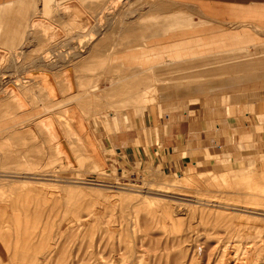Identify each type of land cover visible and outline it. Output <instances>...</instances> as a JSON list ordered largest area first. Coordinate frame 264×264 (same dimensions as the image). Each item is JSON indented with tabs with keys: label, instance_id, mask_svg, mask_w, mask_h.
Returning a JSON list of instances; mask_svg holds the SVG:
<instances>
[{
	"label": "rangeland",
	"instance_id": "374dc122",
	"mask_svg": "<svg viewBox=\"0 0 264 264\" xmlns=\"http://www.w3.org/2000/svg\"><path fill=\"white\" fill-rule=\"evenodd\" d=\"M31 1L34 27L22 38L26 37L25 44L30 45L34 36L41 37L48 46L42 47L44 56L29 64L21 60L24 46L12 51L16 67L13 59L8 67L21 73L17 72L13 81L0 80V264H117L124 249L129 255L124 256L128 262L125 264H137L141 254L144 257L139 264H211L215 237L257 233L254 242L263 244V96L259 109L249 112L251 118H246L247 111L231 110L228 100L223 113L201 111L199 119L207 115L213 118L204 128L208 134L201 142L186 145L193 150L182 158L183 167L177 171L165 169L149 150L160 147L151 114L155 117L154 104L167 98L155 89L166 84L167 79L161 76L153 82V72L144 71L143 89L138 100L134 96L132 102L120 91L123 84L125 88L126 77L135 75H128L119 65L121 52L134 48L121 44L120 36L125 30L136 29L143 41L166 33L170 23L167 14L158 15L151 9L161 1ZM5 12L8 11L2 10L1 14ZM103 33H108L105 43ZM257 33L264 40V30ZM61 42L64 46L59 45ZM57 44V51L63 55L65 76L51 80L42 72L36 78L38 73L33 67L41 70L38 68L42 63L52 57L49 49ZM254 50L257 52L244 48L234 53L241 60L264 58V45ZM1 54L4 52L0 50ZM73 56L76 58L72 62ZM39 58L45 59L40 62ZM73 65L78 68L72 73ZM165 66L160 69L166 70ZM28 75L31 77L23 79ZM159 106L157 116L161 119L174 113L183 118L190 113L187 108L177 112L160 110ZM216 113L223 115V121L215 120ZM233 122L238 131L233 130ZM249 130L255 135H249ZM18 134L22 136L17 139ZM247 186L256 188L250 190L255 198L239 193V188ZM196 199L235 206H225L232 210L199 207ZM167 204L178 210L176 226L161 214L162 206ZM134 216L140 219L141 231L146 234L142 245L139 234L131 227ZM164 220L166 226L162 228L160 223ZM118 237L125 240L124 245L121 239L118 245ZM97 241L101 247L94 249ZM164 242H173V246ZM252 244L253 247L245 244L249 254L255 250ZM90 245L91 250L100 251L108 246V252L104 258L100 257L102 254H91ZM130 246H134L131 251ZM208 246L213 248H208L211 254ZM259 246L258 253L254 251L249 256L244 248L246 254L237 256L241 260L247 258H243L244 264H264V244ZM109 247L115 248L113 252ZM231 247L225 257L237 259ZM114 252L115 258H111L109 255Z\"/></svg>",
	"mask_w": 264,
	"mask_h": 264
},
{
	"label": "crops",
	"instance_id": "0c3cea01",
	"mask_svg": "<svg viewBox=\"0 0 264 264\" xmlns=\"http://www.w3.org/2000/svg\"><path fill=\"white\" fill-rule=\"evenodd\" d=\"M160 1L158 7L151 9L158 15L167 14L170 23L166 33L153 35L143 41L142 35L130 28L120 36L122 45L134 47L121 52L120 68L126 69L128 75H135L126 77L128 80L125 88L123 84L120 94L129 96L131 101L134 96L138 100L137 95L141 93L145 83L144 71L153 72L150 77L153 82H156L157 77H166V84H159L155 89L158 94L166 95L167 98L154 104L155 117L151 114L152 127L157 132L160 147L157 150L150 149L149 153H152L151 157L163 168L177 171L183 167L182 158L193 150H188L186 145L201 142L208 134L204 128L213 118L207 115L209 118L205 116L199 119L201 111L223 113L226 109L225 101L228 100L231 110L247 111L246 118H251L249 112L259 109L261 96L264 105V58L241 60L240 55L234 53L244 48L249 52H257L254 48L264 45V40L257 33L258 30H264V0ZM0 7V10L9 12L1 14L0 29L12 33L6 38H0V50L4 52L0 55L3 67L0 69V80L5 82L13 81L18 72L8 67L12 51L24 46L21 60L29 64L38 60V56L45 55L46 51L42 47H47L48 41L34 36L32 40L29 38L30 45H27L24 39L26 37L22 38L21 34L31 29L32 25L31 0H0ZM103 34L105 43L108 33ZM59 45L64 46L63 42ZM100 45L102 46H96ZM57 46L58 44L51 46L55 47L48 51L52 57L42 63V67L38 68L41 70L33 67L38 73L36 78L42 72L51 80L65 76L63 55L57 51L60 48ZM75 58L73 56L72 62ZM164 65L167 66L166 70L160 69ZM77 68L78 66L73 65L72 73ZM60 89L63 86L60 85ZM188 104H191L190 108ZM158 105L161 106L160 110L179 112L187 108L190 113L184 114L183 118L181 114L174 113L161 119L157 116ZM215 120L223 121V115L219 117L216 113ZM232 128L237 130L234 122ZM248 133L255 135L250 130ZM199 149L200 147L197 148Z\"/></svg>",
	"mask_w": 264,
	"mask_h": 264
},
{
	"label": "bare ground",
	"instance_id": "6f19581e",
	"mask_svg": "<svg viewBox=\"0 0 264 264\" xmlns=\"http://www.w3.org/2000/svg\"><path fill=\"white\" fill-rule=\"evenodd\" d=\"M117 2V1H116ZM115 2V3H116ZM3 6V5H2ZM1 8V7H0ZM6 9V8H5ZM1 12H2V10H0V14H1ZM34 23H32V25H33ZM32 25H31V29H29L28 31H30V30H32V28L34 27H32ZM30 27V26H29ZM12 35V33H7V31H5V30H1L0 29V38H6V36L7 35ZM22 35V34H21ZM20 39H21V37H20ZM12 56V65L13 66H15L16 67V65H15V60H14V56L15 55H11ZM44 59L45 58H39V61L40 62H42V61H44ZM31 76H26V77H23V79H28V78H30ZM23 106V105H22ZM17 136V139L18 138H20V137H18V136H22V134H18V135H16ZM2 150V149H1ZM3 151V150H2ZM9 158V157H8ZM256 158V157H255ZM5 159V158H4ZM3 159V160H4ZM0 162H2L1 161V159H0ZM255 162V161H254ZM4 163V162H3ZM3 163H1V164H3ZM5 164V163H4ZM258 174V173H257ZM256 174V175H257ZM239 190V193H242V194H246V196L247 197H254L255 198V195L256 194H254V193H252V192H254V191H250V190H256V188L255 187H250V186H247L246 187V189H245V187H243V189L242 188H239L238 189ZM262 192H263V190H261ZM261 194V193H260ZM261 195H263V194H261ZM259 197H260V195H258ZM263 197V196H262ZM261 199V198H260ZM254 200V199H253ZM256 200V199H255ZM263 201V200H262ZM250 203V202H249ZM261 203V202H260ZM195 204L197 205V206H199V207H210V208H215V209H226V210H232L233 208H227V207H225V206H228V207H233V206H235V205H228V204H223V203H220V202H213V201H210V200H200V199H196V202H195ZM263 205H264V203H262ZM223 205V206H222ZM250 205H252V204H250ZM262 205V206H263ZM173 204H171V205H166V206H162V208H164V210L162 211V215H163V218L167 221H169L170 223H172L173 225H175L176 224V222L178 223V218L179 217H177V213H176V211H178L177 209H176V211H175V209H173L174 207L176 208V206H174ZM261 206V205H260ZM256 211H260V210H257V209H255ZM157 211H155V213H156ZM261 212H263L264 213V209H263V211H261ZM21 213H25V211L24 212H21ZM154 213V214H155ZM202 213H204V212H200V214H202ZM216 215H207V217H215ZM160 218V217H159ZM162 219V218H161ZM158 220H160V219H158ZM165 220L163 221V222H159L160 224H161V226H162V228H164L166 225H165ZM122 221V220H121ZM145 220H142V222H144ZM153 221V220H152ZM119 222V221H118ZM146 222H147V220H146ZM153 222H155V218H154V221ZM117 223V222H116ZM122 223L124 224L125 223V225H127L126 223H128V222H126V221H122ZM122 223H117L118 225L120 224V226H123V225H121ZM113 224H114V221H113ZM144 224V226H145V223H143ZM142 224V225H143ZM158 224V223H157ZM156 224V225H157ZM172 224H171V227L173 228V226H172ZM22 225V224H21ZM130 225V224H129ZM128 226V225H127ZM176 226V225H175ZM174 226V227H175ZM131 227H133L134 228V230L139 234L138 235V242H139V244L140 245H142L143 244V239H144V237H145V233L144 232H142L141 231V222H140V219H138V218H136V216H134V220H132V222H131ZM171 227H170V229H171ZM189 228H190V230H193L194 229V226L193 225H190L189 226ZM72 229H73V227H72ZM71 229V230H72ZM118 231H120L119 233H121V230H118ZM117 231V232H118ZM122 232H123V230H122ZM217 234V233H216ZM113 235V234H112ZM119 234H117L116 236H118ZM111 236V235H110ZM121 235H119V237H120ZM216 236H218V234L216 235ZM257 236V233H248V235L246 236V237H240V236H238V235H232V236H229V237H227V238H224V237H226V235L224 236V237H212V239L214 238V244H212V246H213V248H215V250L213 249V251H215L213 254H212V258H213V260L211 259H209L210 261H213V262H210L211 264L212 263H214V264H227V263H229V261H230V263L229 264H244L245 263V260H244V262H243V258H245L246 259V261H247V258L246 257H242V260H241V258H239L237 255H239V254H246V252H244V248L246 247L247 248V246H245V244L247 245L248 244V246H250V243H254V244H252V245H255L254 247H255V250L254 251H256L257 253H258V250L261 248L260 246H259V244H261V245H263L262 243H258V242H254V238ZM114 237V236H113ZM117 238V239H119V243H118V245L121 243V241H120V239L121 238ZM124 237V236H123ZM208 238V237H207ZM207 238H205V239H207ZM223 238V239H222ZM102 239V238H101ZM147 239V238H146ZM145 239V240H146ZM209 239V241H210V238H208ZM240 239L241 240H246L245 242L244 241H242V243L240 242ZM97 240V239H96ZM103 240V239H102ZM122 240V239H121ZM104 242H105V240H103ZM103 241H101L102 243H103ZM112 241V240H111ZM123 241V240H122ZM167 241H168V239H167ZM170 241V240H169ZM172 241V240H171ZM205 241V240H204ZM212 241H210V242H212ZM93 242H95V240H93ZM115 242H117L116 241V239H115ZM147 242V241H146ZM145 242V243H146ZM208 242V241H207ZM212 242V243H213ZM108 243V241L105 243V244H107ZM164 243H168V242H164ZM94 245H93V247H94V249L95 248H100L101 247V245H100V241H97L96 242V244L95 243H93ZM112 244V243H111ZM122 244L124 245L125 244V240L122 242ZM121 244V245H122ZM139 244H137V245H139ZM149 244V243H148ZM147 244V247L149 246L150 247V245H148ZM168 244H173V242L171 243H168ZM167 244V245H168ZM175 244H177V242L175 243L174 242V245ZM204 244H206V242L204 243ZM91 245H92V243H91ZM90 245V251H91V254H94V253H96L98 256L99 255H101L102 254V256H100V257H103V255H105V253H106V251L108 250V249H106V248H108V244L106 245L107 247H105L104 249H105V251H104V249L102 250V251H100L99 249L97 250H94V249H92L91 250V248H92V246ZM103 245L104 244H102V247H103ZM115 245H116V247H117V244L115 243ZM170 245V246H171ZM233 246V248L232 249H234L233 250V256L234 255H236L238 258L237 259H235V258H233L232 260L231 259H228V258H226L225 257V255H226V250L230 247V246ZM110 246V245H109ZM127 246V245H126ZM135 246V245H134ZM134 246H132V247H134ZM169 246V247H170ZM173 246V245H172ZM205 247H206V245H204ZM203 246V247H204ZM244 246V247H243ZM122 247V246H121ZM131 246H130V251H131V248H132ZM143 247H144V245H143ZM165 247H166V245H165ZM209 246L207 247V249L208 248H210ZM250 247H253V246H250ZM110 248V247H109ZM114 247H112V249H113ZM125 248V247H124ZM123 248V249H124ZM146 250L148 249V248H146V247H144ZM246 248H245V251H247L246 250ZM249 248V247H248ZM111 249V248H110ZM112 249L111 250H109V251H111V252H113L112 251ZM115 249V248H114ZM119 249L120 250H122V248H120L119 247ZM119 249H117V251H119ZM126 249H128L127 247H126ZM136 249H137V247H136ZM142 248H141V246H140V248H139V250H141ZM203 249V248H202ZM206 249V248H205ZM207 249L205 250V251H207ZM230 249V248H229ZM254 249V248H253ZM125 250V249H124ZM123 250V252H122V254L124 253V256H125V254H127L126 253V251H124ZM138 249H137V251H139ZM149 250H150V248H149ZM204 250V249H203ZM251 250H252V248L250 249L249 248V251L251 252ZM134 251V253H135V251L136 250H133ZM143 251H145L144 249H143ZM143 251H140V252H143ZM148 251V250H147ZM208 251H209V249H208ZM210 251L212 252V250L210 249ZM210 251H209V253H210ZM253 250H252V252H254ZM261 251V250H260ZM108 252V251H107ZM120 252V253H121ZM129 252V251H128ZM146 252V251H145ZM251 252V253H252ZM117 253V252H116ZM115 252H114V254H111V255H109V254H107V255H109L111 258H115V257H113V255H115L116 254ZM119 253V252H118ZM119 253V254H120ZM133 253V252H132ZM131 252L129 253V254H132ZM136 253H139V252H136ZM206 253V252H205ZM230 254H231V252H229ZM247 253L249 254V252L247 251ZM250 253V254H251ZM118 254V255H119ZM148 254V253H147ZM149 254H150V251H149ZM211 254V253H210ZM228 255V256H231V255ZM250 254H249V256H250ZM95 255V254H94ZM134 255H136V254H134ZM134 255L131 257L132 259H133V257H134ZM202 255V254H201ZM206 255V254H205ZM216 255V257H214ZM254 255V254H253ZM256 255V254H255ZM255 255L253 256V257H255ZM108 256V257H109ZM120 256H121V254H120ZM120 256L118 257L119 259H120ZM123 255L121 256V259L120 260H118L119 261V263L120 264H125V263H128V262H126V260H125V257H124ZM127 256H129L128 254H127ZM138 256H140L139 254H138ZM149 256V255H148ZM200 256V255H199ZM211 256V255H210ZM243 256H246V255H243ZM248 256V255H247ZM97 257V256H96ZM110 257H109V261L111 260L110 259ZM116 257V258H117ZM141 257L143 258L144 256H142V254H141V256L140 257H138V260H137V264H139V263H141ZM150 257V256H149ZM152 257V256H151ZM194 257V256H193ZM196 257V256H195ZM198 257V256H197ZM98 258V257H97ZM104 258V257H103ZM203 258H205V256L203 257V255H202V260H204ZM208 258V257H207ZM211 258V257H210ZM230 258V257H229ZM255 258H257V257H255ZM102 259V258H101ZM134 259H135V257H134ZM133 259V260H134ZM136 259H137V257H136ZM152 259H153V257H152ZM191 259V258H190ZM194 259V258H193ZM192 259V260H193ZM95 259L93 258V261H94ZM150 260V259H149ZM195 260H196V258H195ZM208 260V259H207ZM241 260V261H240ZM255 260H257V259H255ZM131 261V260H130ZM130 261H129V263H130ZM197 261V260H196ZM196 261H195V263H196ZM198 261H200L201 262V260H199L198 259ZM206 261V260H205ZM239 261V262H238ZM111 262H112V260H111ZM203 262V261H202ZM202 262L201 263H198V264H202ZM232 262V263H231ZM114 263V262H113ZM119 263H117V264H119ZM145 263V262H144ZM190 264H191V262H189ZM205 263V262H204ZM115 264V263H114ZM134 264V263H133ZM206 264V263H205ZM207 264H209V261H208V263Z\"/></svg>",
	"mask_w": 264,
	"mask_h": 264
}]
</instances>
